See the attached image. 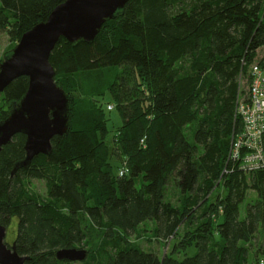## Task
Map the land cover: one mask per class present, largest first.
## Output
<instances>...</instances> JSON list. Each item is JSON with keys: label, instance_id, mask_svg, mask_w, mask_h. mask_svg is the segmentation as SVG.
<instances>
[{"label": "trees", "instance_id": "16d2710c", "mask_svg": "<svg viewBox=\"0 0 264 264\" xmlns=\"http://www.w3.org/2000/svg\"><path fill=\"white\" fill-rule=\"evenodd\" d=\"M63 1L0 0V31L19 40ZM263 59L264 0H127L92 42L60 37L49 61L67 97L61 77L122 72L95 101L68 97L69 130L52 137L49 154L12 174L25 135L1 147L0 223L14 224L24 264H250L253 247L254 264H264V166L246 172L228 158L240 127L236 100L248 91L242 79L249 86L251 64ZM27 85L19 76L0 93V120ZM106 91L122 121L110 153ZM248 190L256 196L240 217ZM147 221L150 237L169 242L160 256L137 241ZM190 246L194 253L179 257ZM62 248L84 249L85 257L59 259Z\"/></svg>", "mask_w": 264, "mask_h": 264}, {"label": "water", "instance_id": "95a60500", "mask_svg": "<svg viewBox=\"0 0 264 264\" xmlns=\"http://www.w3.org/2000/svg\"><path fill=\"white\" fill-rule=\"evenodd\" d=\"M127 0H64L55 6L44 21L23 32L14 48L0 60V93L15 78L28 77L25 93L9 103V111L0 120V149L17 134L25 135L23 159L16 161L12 174L26 168L39 154H49L51 139L69 130L68 97L55 81V70L49 61L60 37L69 42L90 43L104 21L120 13ZM6 227L0 223V264H24L27 255L17 253L15 243L5 242ZM86 251L62 248L55 252L59 259L79 261Z\"/></svg>", "mask_w": 264, "mask_h": 264}, {"label": "rangeland", "instance_id": "374dc122", "mask_svg": "<svg viewBox=\"0 0 264 264\" xmlns=\"http://www.w3.org/2000/svg\"><path fill=\"white\" fill-rule=\"evenodd\" d=\"M18 40L12 36H9L6 32L0 31V60L2 59L3 55L9 51H11L14 46L17 44ZM260 55V52H259ZM121 69H104L88 74H79L77 76H74L69 79H64L61 77V80L64 83V86L66 90L68 91V97L71 99H84L86 101H95L94 98H96V94H98L100 91L108 88L109 84L114 78H120ZM60 79V78H58ZM248 87V81L246 78L242 79L241 83V90L246 92ZM243 97H246V93L243 95ZM101 103L105 109L106 105L109 103L113 105V108L111 110L105 109V115L107 117V123H106V143L108 146V150L110 153L111 144H112V136L115 133L116 129H118L121 125V117L119 115L118 110L116 109L114 105V101L109 93V91L104 92L103 97L101 98ZM4 106L1 94H0V109ZM112 164V171L113 173H117V168L121 166L120 161L114 159H111ZM33 186L35 187V191L40 194H44V183L42 180L33 179L32 180ZM221 191V188L218 189ZM215 192L212 194V196L209 198L210 200L214 199V197L218 193ZM256 196V193L254 190H248V192L245 195V198L243 201L239 204V216L243 217L245 213V208L247 203ZM168 197L170 200L175 202L178 198V192L177 190H174L172 188L169 189V195ZM152 226L151 221L145 222V224H141L140 228H143L146 230V228H150ZM182 228V227H181ZM179 229L178 237H176L173 240V244H175L179 239L182 232V229ZM141 233L140 237L137 238L138 243H140L145 249L147 250H153L157 252V254L160 256L164 252L169 251L166 245L164 244L163 238H155L150 237L149 231H145ZM15 231L16 228L14 227V224L6 226V235H5V242L11 243L15 237ZM95 234V233H93ZM256 247H253L250 249V264H254L253 254L256 253L255 251ZM195 251L194 246L188 247L186 250L181 251L179 253V257H182L184 254H193ZM256 255V254H255ZM258 256V255H257Z\"/></svg>", "mask_w": 264, "mask_h": 264}, {"label": "built area", "instance_id": "2783aa9c", "mask_svg": "<svg viewBox=\"0 0 264 264\" xmlns=\"http://www.w3.org/2000/svg\"><path fill=\"white\" fill-rule=\"evenodd\" d=\"M250 71L246 97L239 95L236 100L234 114L240 127L231 134L228 153L246 172L264 166V59L262 66L252 63Z\"/></svg>", "mask_w": 264, "mask_h": 264}]
</instances>
